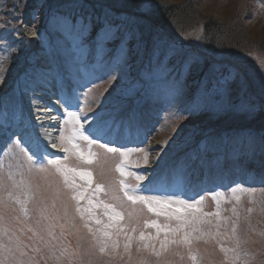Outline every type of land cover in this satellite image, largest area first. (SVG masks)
<instances>
[{
  "label": "rangeland",
  "instance_id": "1",
  "mask_svg": "<svg viewBox=\"0 0 264 264\" xmlns=\"http://www.w3.org/2000/svg\"><path fill=\"white\" fill-rule=\"evenodd\" d=\"M195 1L197 16L172 33L109 10L99 24L97 0H0V264H264V0ZM206 15L226 31L212 49ZM83 21L103 33L90 37ZM38 109L57 120L52 154ZM69 112L97 140L90 164L63 151ZM37 143L41 157L29 161ZM76 143L87 153V142ZM57 159L90 171L91 185L76 176L80 187H67L48 163ZM22 178L30 197L15 186ZM121 180L135 195L173 203L149 211L125 197ZM85 188L84 199L71 198ZM179 200L201 201L200 211L176 213L189 222L172 232L184 220L166 213ZM104 204L123 218L110 219ZM77 206L91 211L81 216Z\"/></svg>",
  "mask_w": 264,
  "mask_h": 264
},
{
  "label": "snow or ice",
  "instance_id": "2",
  "mask_svg": "<svg viewBox=\"0 0 264 264\" xmlns=\"http://www.w3.org/2000/svg\"><path fill=\"white\" fill-rule=\"evenodd\" d=\"M35 33H33L34 35ZM66 123L72 125L71 129H70V134L65 136L62 132L61 134V141L62 143L65 145V147L63 148V151L67 154L71 151V153L73 155H75L79 160H81L83 163H87L90 164L93 161V158L95 157V153H93L91 151V146L97 143V140L95 139H90L89 136L84 135V130L82 129V127H80V117L79 114L76 112H69L67 114V119H66ZM27 129L26 128H22L20 130V136H21V142L23 141V138L27 135ZM82 139L85 142H87V144L89 145V149L87 151V153H85L83 150L80 149V146L78 143H76L77 140ZM70 145V148L68 147ZM56 145L53 144V147H55ZM37 147V151L39 150V144L37 143L36 145ZM100 148H105L107 152H117L119 151V149L117 148H112V147H108L106 144H99ZM29 152H31V155H28V160L31 161L33 159L34 156L37 155L36 152H33L32 149H28ZM131 151H143V149H133ZM120 155L122 157H124L125 159L127 158V156L129 155V152H121ZM65 160H67V155L64 158ZM48 163L50 165H54L56 167V171L57 173H59L62 177L63 180L65 182V185L67 187H71V188H79L80 186L77 185L75 183V177L78 176L80 177V179L85 180L87 182L88 185H91L92 183V173L86 169H77V168H72L69 167L67 165V163L61 164V162L57 159V160H49ZM144 163L147 164L148 160L147 157H145ZM0 167H2V165H0ZM41 171H43L44 169L41 168ZM116 171L120 172L121 176L127 175L128 173L125 172V168H124V164L123 161L118 164L116 166ZM135 176L136 180H143L144 177L140 176V175H136V174H132ZM11 178V177H10ZM120 189L121 191L124 192L125 197L132 201L133 203L136 202H140L142 204H144L146 207H148L149 211H153V212H157V214H159L158 209L159 208H167L169 207L170 204L173 203V201H171L170 199L168 201H162L160 198L158 197H144V196H139V195H135V189H133L131 192L129 191V185L125 184V182L123 180H121L120 182ZM16 187H20L22 190H24L23 194L25 195V197H30L31 196V190H30V185H28L25 180L22 178L21 181L15 185ZM142 187V186H141ZM87 191V189L85 188L83 191H78L75 192L72 195V199L73 200H77L79 201L80 199H84V193ZM100 191H103V187L100 184H97L95 186V193H98ZM94 193V194H95ZM9 196H11V193H9ZM203 199V198H201ZM16 202L17 203H21L24 204L27 202V200L25 201H20L19 198H16ZM89 203H91V200H89ZM174 203L178 204L180 207L176 208L175 213H166V215H171L174 216L177 220H184L183 224H178L177 228L171 229L172 232H176L178 231L180 228H183L185 226V224H187L189 221L185 218L184 215H176V213H187V212H191V213H196L199 212L200 209L197 207L198 204L201 203V201H195L194 203H189L186 200H179V201H175ZM105 209L109 210L108 212H106L107 215H109V218L112 220H117V219H122V214L117 211L115 209V207L113 205L110 204H104L103 205ZM77 211L81 213V216H83L84 212H90L91 209L90 208H86L83 211H81L80 207L77 206ZM192 219H195V216H192ZM96 223L99 224L100 221L96 220ZM151 225L153 227H157L159 230V225H157V223L155 221L151 222ZM110 225H105V228L109 227ZM85 227H87V224H85ZM165 230H168V226L165 225L164 226ZM89 231H92L91 229H89ZM97 232H100L102 237L103 236H109L110 234L107 231H104L102 229H97ZM140 239H144V234L141 233L140 235ZM131 240V237H129V241ZM183 241L185 243H189V239H188V234H185V236L183 237ZM175 242V241H172ZM98 243L101 244V247L99 248L100 252H104L106 250L107 244L104 242L103 239L99 240ZM168 243L167 237L165 238L164 241H161V247H166ZM113 247H115V244H113ZM129 247V244H125V248L127 249ZM145 247H147V245H145ZM159 253H157L158 255ZM190 258L195 261L196 257L190 254Z\"/></svg>",
  "mask_w": 264,
  "mask_h": 264
},
{
  "label": "trees",
  "instance_id": "3",
  "mask_svg": "<svg viewBox=\"0 0 264 264\" xmlns=\"http://www.w3.org/2000/svg\"><path fill=\"white\" fill-rule=\"evenodd\" d=\"M53 0H44L46 4L52 5ZM195 0H183L180 2H169L168 0H97V11L114 13L123 16H134L142 22H149L150 28L160 27L168 29L172 33L182 29L189 20L197 16L194 5ZM44 5V3H43ZM147 8H145V6ZM203 40L209 49L218 47L214 40L220 41L226 39V31L224 24L220 22L214 15H206L201 21ZM229 35H232L228 33ZM237 37L236 35H233ZM212 42V43H211ZM222 43V42H219Z\"/></svg>",
  "mask_w": 264,
  "mask_h": 264
},
{
  "label": "bare ground",
  "instance_id": "4",
  "mask_svg": "<svg viewBox=\"0 0 264 264\" xmlns=\"http://www.w3.org/2000/svg\"><path fill=\"white\" fill-rule=\"evenodd\" d=\"M194 7H195V9H196V11H199V9H198V3L196 2V4L194 5ZM110 12H113V11H110ZM97 13H99V14H97ZM102 13V12H101ZM114 13V12H113ZM95 14H97L98 16L97 17H99L98 19H96V21L100 24V23H102V20L100 19V17H101V14H100V12H98L97 10L95 11ZM88 20H86V22H87ZM86 22H82V24H83V28L85 27V32L86 33H88V35L90 36V37H95L94 35H93V33L94 32H98V34H97V36H99L100 34L99 33H103V30L102 29H98V30H92V29H90V26L88 25V24H86ZM94 25V24H93ZM86 26H87V28H86ZM95 26V25H94ZM94 26L92 27V28H94ZM93 32V33H92ZM90 37H87V40H89L90 39ZM94 41V40H93ZM93 41H91V42H93ZM98 39L97 40H95V42H94V44H93V46L95 47V46H97L98 45ZM54 101H56V100H53V103H54ZM36 113H38V115L37 114H35L36 116V118H38V120L41 122V123H43V126H45V128H44V130L41 132V139H42V142H43V144H44V149H45V152L47 153V154H52L53 152H55L56 150H58L59 149V147H57V146H55V147H53V144H55V142H54V139H53V133L51 132L52 131V129H51V127L52 126H54L55 125V123L57 122V120L55 119L56 117L55 116H53V114L51 113V112H47V110H43V109H38L37 111H36ZM142 123V122H141ZM141 125V124H140ZM142 126V125H141ZM49 127V129H47ZM39 140L38 138H35V140ZM32 143V142H31ZM34 143V142H33ZM56 145V144H55ZM34 148V149H33ZM31 149H32V151L33 150H35L34 152H36L37 153V155H36V157L38 156L39 158L41 157L40 156V154H41V150H42V148H40V146H39V150L37 151V147H36V145H34V147H33V145H31Z\"/></svg>",
  "mask_w": 264,
  "mask_h": 264
}]
</instances>
